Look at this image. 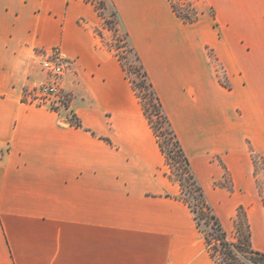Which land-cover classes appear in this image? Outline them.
Here are the masks:
<instances>
[{"label": "crops", "instance_id": "obj_1", "mask_svg": "<svg viewBox=\"0 0 264 264\" xmlns=\"http://www.w3.org/2000/svg\"><path fill=\"white\" fill-rule=\"evenodd\" d=\"M110 1L228 235L244 207L264 252V42L247 37L264 31V0H196L194 22L170 0ZM100 31L91 0H0V264H220ZM57 45L59 110L23 97Z\"/></svg>", "mask_w": 264, "mask_h": 264}, {"label": "rangeland", "instance_id": "obj_2", "mask_svg": "<svg viewBox=\"0 0 264 264\" xmlns=\"http://www.w3.org/2000/svg\"><path fill=\"white\" fill-rule=\"evenodd\" d=\"M170 1L172 3L174 10L185 22H194L201 16L200 10L196 5V0H170ZM94 2L97 3L98 6L100 7L99 12L103 18V23L105 24V27H107L109 30L106 34H104L103 31H100V34L103 38L102 41L115 51L122 65L125 67L126 75L131 80V83L133 82V84L137 89L139 95V96L137 95L138 99L141 105L145 106L146 108L144 113L148 118L149 122L151 120L150 123L151 127L157 137L159 144H161L164 149L163 151L161 147V150L165 155L166 169L168 170L169 173L172 174V179L174 181L179 182L178 179L180 178L184 179L185 191L182 194V196L188 198L192 202V204L194 205L197 204V206L200 207L201 203H199L195 192L190 190L189 184L187 183L188 181L185 180V178L187 179L186 169L184 168L183 162L179 158L176 152L175 145L173 143V140L171 139L170 134L168 133L166 124L162 122V120L160 119L157 113V110L155 108V103L152 101L151 94L147 87V83H145V80L142 77V73L140 71L139 63L136 59L135 52L132 50V46L130 44L128 36L126 35V32L119 25V20L117 18L118 16L116 17L114 15V7L112 6L111 1L94 0ZM210 11L213 14V11L212 10ZM244 34L245 33L241 31L234 32V36L239 38H241L242 36L244 37ZM247 37L253 40L261 39L264 42V31L263 32L253 31L251 32V36L247 35ZM249 49H251V47ZM47 81H48V76L46 75V80L40 84H43ZM40 84L31 88H26L23 93L24 99L30 102L31 100H29V92L34 88H36L37 86H39ZM67 97L69 99V104H68L69 106L70 96L67 94ZM62 108H66V107L59 106L58 110ZM69 119L75 122L77 121V117L72 113H70ZM252 159L255 169L254 175L256 178V185L260 193V196L262 198V201L264 202V159L257 154H253ZM215 185L228 187V188L230 187V175L227 169L224 172V178L222 180L216 181ZM199 213H200L199 216H201L200 222H201L202 230L205 232V234L207 233L210 236V238L214 239L212 226L206 223L203 213L199 211L198 208V214ZM246 215H247V211L244 207L238 208L237 215L234 219V229L232 230V232H230V236H229L231 240L234 241L237 240L239 231H241V230L238 231V227L242 229V232L243 231L245 232Z\"/></svg>", "mask_w": 264, "mask_h": 264}, {"label": "trees", "instance_id": "obj_3", "mask_svg": "<svg viewBox=\"0 0 264 264\" xmlns=\"http://www.w3.org/2000/svg\"><path fill=\"white\" fill-rule=\"evenodd\" d=\"M91 1L96 5L97 9L99 10L100 7L98 6V4L95 3L94 0H91ZM114 15L116 17L118 16L117 11L115 9H114ZM126 35L128 36L127 32H126ZM132 50L135 52L136 59L139 63L140 71L142 73V77L144 78L145 83H147V87L151 94L152 101L155 103V108L157 110V113L160 119L162 120V122L166 124L168 133L170 134L171 139L173 140V143L175 145L176 152L179 158L182 160L184 168L186 169L187 179L185 178V180L188 181L187 183L189 184L190 190L195 192L196 197L198 198V201L199 203H201L202 207L200 206L201 207L200 208L197 206V204L195 205L192 204V202L185 196H181V197L190 206V208L194 212L195 217L198 222V226H200V228H201V222H200L201 216H199L200 213L198 214V208H199V211L203 213L206 223L212 226L214 239L210 238V236L207 233L205 234V232L201 228V230L204 233L206 243H207L208 249L212 257L220 264H264V252L255 249L252 245V238H251L252 234H251L250 223L248 221L247 215H246V222H245V225H246L245 232L244 231L242 232V229L238 227V231L239 230L241 231H239L237 240L234 241L230 239L228 232L224 228L213 206L209 202L206 192L204 188L202 187L199 179L197 178L192 168L190 160L177 136L175 129L172 126V123L168 115L166 114L164 110V106L162 104L160 96L158 95L154 87V84L151 81L149 74L144 67V64L142 63L140 56L138 55V53L135 51L133 47H132ZM124 70H125V67H124ZM132 85L134 87L136 94L138 95V91L135 85L133 84V82H132ZM143 107L145 111L146 108L145 106ZM72 123L76 125H80V121L78 117H77V121L76 122L72 121ZM150 123H151V120H150ZM160 146L162 147L161 144ZM162 150L164 151L163 147H162ZM169 175L170 177H172L171 173H169ZM178 180L181 185L182 194H183L185 191L184 179L180 178Z\"/></svg>", "mask_w": 264, "mask_h": 264}, {"label": "built area", "instance_id": "obj_4", "mask_svg": "<svg viewBox=\"0 0 264 264\" xmlns=\"http://www.w3.org/2000/svg\"><path fill=\"white\" fill-rule=\"evenodd\" d=\"M40 54V63L48 76V81L29 92L30 102L55 110H58L59 106L67 107L69 99L62 86V81L69 66L68 59L58 45L43 50Z\"/></svg>", "mask_w": 264, "mask_h": 264}]
</instances>
